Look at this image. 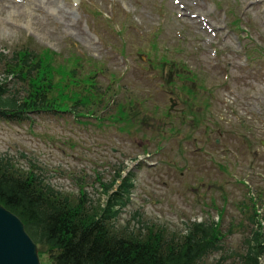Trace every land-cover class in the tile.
Here are the masks:
<instances>
[{"label": "rangeland", "instance_id": "obj_1", "mask_svg": "<svg viewBox=\"0 0 264 264\" xmlns=\"http://www.w3.org/2000/svg\"><path fill=\"white\" fill-rule=\"evenodd\" d=\"M25 48L134 105L112 123L0 118V156L94 204L119 168L131 173L117 227L138 212L181 230L221 209L225 236L206 264H239L252 219L264 237V0H0V52Z\"/></svg>", "mask_w": 264, "mask_h": 264}, {"label": "trees", "instance_id": "obj_2", "mask_svg": "<svg viewBox=\"0 0 264 264\" xmlns=\"http://www.w3.org/2000/svg\"><path fill=\"white\" fill-rule=\"evenodd\" d=\"M0 66V118L21 121L29 113L70 112L112 123L126 119L127 108L134 105L131 100L122 103L111 95L106 97L105 90H94L91 74L76 79L75 67L55 66L27 48L14 50L10 56L0 52ZM98 104H104L105 109L114 104L116 114H99ZM130 174L122 176L119 168L111 182L102 183L105 203L94 204L82 186L77 195L65 193L33 166L20 168L0 156V204L19 216L37 245L44 247L43 264H206L204 259L221 249L225 236L220 226L221 209L218 219L190 220L181 230L141 219L138 212L132 216L134 224L117 227L115 219L133 189ZM251 222L255 226L244 239L238 262L264 264L260 261L264 255L263 224L260 219ZM223 258L221 255L216 264Z\"/></svg>", "mask_w": 264, "mask_h": 264}, {"label": "water", "instance_id": "obj_3", "mask_svg": "<svg viewBox=\"0 0 264 264\" xmlns=\"http://www.w3.org/2000/svg\"><path fill=\"white\" fill-rule=\"evenodd\" d=\"M264 147V139L261 140ZM0 264H42L38 246L14 212L0 204Z\"/></svg>", "mask_w": 264, "mask_h": 264}, {"label": "bare ground", "instance_id": "obj_4", "mask_svg": "<svg viewBox=\"0 0 264 264\" xmlns=\"http://www.w3.org/2000/svg\"><path fill=\"white\" fill-rule=\"evenodd\" d=\"M12 2V1H11ZM10 3V2H9ZM16 5V4H15Z\"/></svg>", "mask_w": 264, "mask_h": 264}]
</instances>
